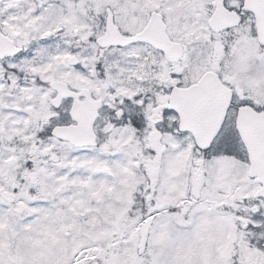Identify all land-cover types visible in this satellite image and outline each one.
Here are the masks:
<instances>
[{"label":"snow or ice","instance_id":"6c2138e0","mask_svg":"<svg viewBox=\"0 0 264 264\" xmlns=\"http://www.w3.org/2000/svg\"><path fill=\"white\" fill-rule=\"evenodd\" d=\"M0 264H264V0H0Z\"/></svg>","mask_w":264,"mask_h":264}]
</instances>
